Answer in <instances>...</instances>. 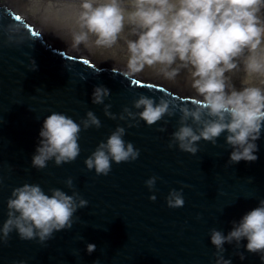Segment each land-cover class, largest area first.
<instances>
[{
	"label": "water",
	"instance_id": "water-1",
	"mask_svg": "<svg viewBox=\"0 0 264 264\" xmlns=\"http://www.w3.org/2000/svg\"><path fill=\"white\" fill-rule=\"evenodd\" d=\"M51 41L22 14L0 3V227L12 190L24 183L39 184L48 194L51 188L69 195L76 191L88 204L78 208L71 229L55 232L43 244L22 240L13 231L6 243L0 242V264H215L210 230L227 235L232 221L264 199V130L253 162H229L232 149L223 135L216 145L201 139L195 155L178 146L169 148L178 108L152 126L137 118L138 124L129 127V120H120L119 114L125 106L142 110L132 105L140 94L157 102L163 96L177 106H192L197 97L138 77L133 84L119 66L113 72L114 66L98 65ZM100 84L110 90L104 103L111 104L109 111L117 119L104 114L103 104L92 103L93 89ZM89 110L101 127L81 131L80 155L59 166L50 160L43 169L33 167L45 117L60 112L79 123ZM117 125L126 129L125 141L140 155L134 161L113 162L107 176L97 175L84 161ZM162 126L163 132L158 130ZM152 176L158 179L149 190L145 181ZM69 178L72 188L66 185ZM171 189L182 190L183 207H168ZM153 194L154 201L149 199ZM88 243L96 245L92 253L86 251ZM246 243L239 249L235 242L225 243V258L232 264H264L259 254L246 251Z\"/></svg>",
	"mask_w": 264,
	"mask_h": 264
},
{
	"label": "clouds",
	"instance_id": "clouds-1",
	"mask_svg": "<svg viewBox=\"0 0 264 264\" xmlns=\"http://www.w3.org/2000/svg\"><path fill=\"white\" fill-rule=\"evenodd\" d=\"M63 37L75 52L82 45L111 49L123 39L128 55L119 72L133 84L138 83L137 77L146 68L169 81L190 70L191 88L197 97L192 106H177L163 96L157 102L154 97L140 94L132 105L142 110L134 112L125 106L119 114L120 120H129V127L134 126L133 122L138 124L137 118L152 126L166 115H175L178 108V127L171 134L169 148L178 146L195 155L201 139L216 145L223 135L232 149L229 162L258 159L256 141L264 130V0H79L76 27ZM240 71L259 83L236 88L232 77ZM109 95L107 87L97 85L92 103L103 104L104 114L117 119L109 111L111 104L104 103ZM90 127H101L91 110L79 123L64 113L51 112L43 120L32 166L43 169L50 160L57 166L74 161L81 151L80 133ZM158 130L166 129L162 126ZM125 134L126 129L117 125L85 159L87 169L107 176L113 162L136 160L140 150L125 141ZM157 179L152 176L145 181L149 190L155 188ZM66 185L73 187L71 178ZM49 192L29 183L12 190L7 200V219L0 227V242L6 243L15 231L22 240L38 239L43 244L55 232L72 228L74 214L88 201L76 191L69 195L60 188H51ZM149 199L154 201L156 196ZM166 201L170 208L183 207L182 190L171 189ZM232 225L227 235L216 228L210 230L215 264H232L224 256V245L235 242L239 249L244 240L246 251L259 254L264 261V199ZM95 249L93 243L86 245L88 253ZM238 254L245 258L243 252Z\"/></svg>",
	"mask_w": 264,
	"mask_h": 264
},
{
	"label": "rangeland",
	"instance_id": "rangeland-1",
	"mask_svg": "<svg viewBox=\"0 0 264 264\" xmlns=\"http://www.w3.org/2000/svg\"><path fill=\"white\" fill-rule=\"evenodd\" d=\"M0 3L6 4L22 14L36 29L41 30L46 38L52 39L51 42L71 50L69 41L63 36H67L76 27L79 0H0ZM77 53L98 65L111 67H122L126 63L128 55L123 39L111 49L96 48L94 46L85 48L82 45L81 50ZM138 78L145 81H155L181 94L196 97L194 90L191 88L190 70L181 72L176 80L169 81L155 70L146 68ZM232 82L238 89L243 85L259 83L258 80L251 75H246L243 71L235 73Z\"/></svg>",
	"mask_w": 264,
	"mask_h": 264
}]
</instances>
